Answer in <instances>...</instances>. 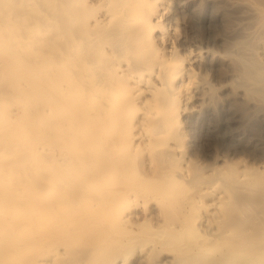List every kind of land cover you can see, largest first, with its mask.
Returning a JSON list of instances; mask_svg holds the SVG:
<instances>
[{
	"label": "bare ground",
	"instance_id": "1",
	"mask_svg": "<svg viewBox=\"0 0 264 264\" xmlns=\"http://www.w3.org/2000/svg\"><path fill=\"white\" fill-rule=\"evenodd\" d=\"M251 2L242 41L182 52L164 0H0V171L23 154L1 106L21 91L51 144L30 156L52 162L0 182V264H264V157L198 175L182 139L194 96L218 90L203 57L240 67L220 88L264 98V9Z\"/></svg>",
	"mask_w": 264,
	"mask_h": 264
},
{
	"label": "rangeland",
	"instance_id": "2",
	"mask_svg": "<svg viewBox=\"0 0 264 264\" xmlns=\"http://www.w3.org/2000/svg\"><path fill=\"white\" fill-rule=\"evenodd\" d=\"M251 1L253 5L264 9V0ZM164 2L168 4V8L163 23L167 28L176 26L178 29L180 33L178 43L182 52L198 46L204 48L209 46L223 51L232 40H243L240 37L238 22L243 15L245 0H164ZM230 62L207 55L195 64L197 72L205 75L218 87L217 93L213 94L210 100L195 95L191 102L193 109L188 111L182 120L185 135L182 139L183 143L188 145H184L186 157L190 160L192 170L197 169L198 175H208L207 166L217 165L216 163L219 165L238 163L239 159L252 161L264 157V98L257 99L233 91L236 82L231 89L220 88L221 83L229 79L226 75L228 71L240 68ZM21 85L24 87L26 83ZM29 95L30 93L24 94L21 91L16 99H12L8 94L1 105L2 110L18 116L16 152L24 154L18 155L16 159L19 161L14 163L9 162L13 155H5L0 171L1 183L18 182L13 175L21 173L27 172L30 177L37 171L46 172L52 164L48 162L47 156L39 163L35 162L32 155L30 156L36 147H48L51 144L45 133L36 139L38 135L34 131L33 115L29 113L32 103ZM74 95L81 97L83 94ZM41 126L46 127L47 124L44 122ZM58 142L59 145L62 144ZM66 144L69 145L68 141ZM9 150L11 149H5ZM67 150L65 148L64 152L70 156L71 153ZM35 166L38 169H35ZM94 166L95 163H92L87 169L91 171ZM23 179L21 181H24ZM190 194L193 192H186L181 198L189 197Z\"/></svg>",
	"mask_w": 264,
	"mask_h": 264
}]
</instances>
